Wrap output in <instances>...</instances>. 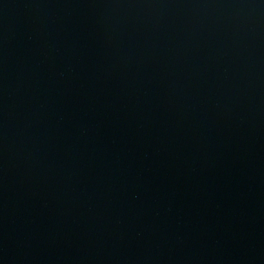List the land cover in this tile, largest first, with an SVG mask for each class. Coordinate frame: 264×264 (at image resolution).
Returning <instances> with one entry per match:
<instances>
[{
	"label": "water",
	"instance_id": "obj_1",
	"mask_svg": "<svg viewBox=\"0 0 264 264\" xmlns=\"http://www.w3.org/2000/svg\"><path fill=\"white\" fill-rule=\"evenodd\" d=\"M0 264H264V0H0Z\"/></svg>",
	"mask_w": 264,
	"mask_h": 264
}]
</instances>
